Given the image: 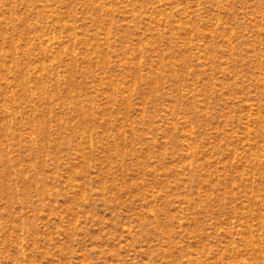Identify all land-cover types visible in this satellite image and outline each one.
<instances>
[{
  "label": "rangeland",
  "instance_id": "rangeland-1",
  "mask_svg": "<svg viewBox=\"0 0 264 264\" xmlns=\"http://www.w3.org/2000/svg\"><path fill=\"white\" fill-rule=\"evenodd\" d=\"M0 264H264V0H0Z\"/></svg>",
  "mask_w": 264,
  "mask_h": 264
}]
</instances>
